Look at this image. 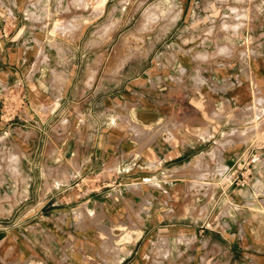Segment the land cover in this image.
Listing matches in <instances>:
<instances>
[{
	"label": "crops",
	"instance_id": "1",
	"mask_svg": "<svg viewBox=\"0 0 264 264\" xmlns=\"http://www.w3.org/2000/svg\"><path fill=\"white\" fill-rule=\"evenodd\" d=\"M94 4L0 0V264H264V148L225 179L264 136V0H163L130 43Z\"/></svg>",
	"mask_w": 264,
	"mask_h": 264
},
{
	"label": "rangeland",
	"instance_id": "2",
	"mask_svg": "<svg viewBox=\"0 0 264 264\" xmlns=\"http://www.w3.org/2000/svg\"><path fill=\"white\" fill-rule=\"evenodd\" d=\"M96 0H65L67 3L64 11L70 12L64 15V21L69 24L77 25L82 13L90 11H96L95 2ZM163 0H116V27L119 31V36L116 39V43L122 39L127 38L125 41L130 43L133 40H129L128 37H136L135 32L146 31V22H159L162 18H166L170 13L167 9L157 7ZM156 6V7H155ZM172 17H175V13ZM73 27V26H72ZM107 32V30H106ZM135 42H144L143 39H135ZM223 49L220 48L219 52ZM16 157H14L11 165L7 167L0 166V174L4 176L5 172L12 174L14 178H17L19 171L16 167ZM54 169H49L46 174L54 175ZM58 173V171H57ZM4 180V177L2 178ZM49 187V185H47ZM12 191H9L4 187L0 189V217L6 213L5 204H13L16 200L10 196ZM1 220V218H0Z\"/></svg>",
	"mask_w": 264,
	"mask_h": 264
},
{
	"label": "built area",
	"instance_id": "3",
	"mask_svg": "<svg viewBox=\"0 0 264 264\" xmlns=\"http://www.w3.org/2000/svg\"><path fill=\"white\" fill-rule=\"evenodd\" d=\"M1 33L7 36L6 28L2 27ZM24 99L22 93L13 88L9 94L3 98V114L7 116L8 120H13L18 115L19 107L23 106ZM264 148V136L254 143L250 150L241 154L234 163L225 170L226 184L230 186L244 187L248 186L252 177V169L258 156V150Z\"/></svg>",
	"mask_w": 264,
	"mask_h": 264
}]
</instances>
